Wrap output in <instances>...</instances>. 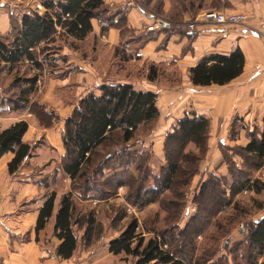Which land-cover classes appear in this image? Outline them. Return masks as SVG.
<instances>
[{"label": "trees", "instance_id": "trees-1", "mask_svg": "<svg viewBox=\"0 0 264 264\" xmlns=\"http://www.w3.org/2000/svg\"><path fill=\"white\" fill-rule=\"evenodd\" d=\"M203 1L199 0V3ZM38 2L44 9L42 15L8 12L9 31L0 33V74L13 73V83L18 89L14 99L0 94V116L21 114L29 111L32 105L42 110L46 107L41 100L48 82L64 80L69 74L78 72L68 65L64 50L75 53L82 62L97 67L99 71L96 64L99 60L105 65L108 63L109 70H125L133 62L138 63L139 51L156 37L150 31L136 34L126 28L123 22L125 9L119 12V16H108L109 8L103 0ZM201 6L199 4L200 9ZM93 21L100 28L99 36L93 35ZM167 22L168 28L161 29L167 36L183 31L189 39L196 37L187 25ZM111 28L119 29L121 36L119 44L109 50L101 46L100 39ZM103 53L108 54V60ZM243 65L244 58L238 49L227 56L209 55L188 70L189 81L195 87L224 86L241 74ZM160 67L143 65L141 71L147 68L145 79L153 83L161 75ZM127 81L128 78L102 82L95 91L80 99L71 96L77 102L64 120L61 131L64 149L61 171L68 180L70 192L62 196L55 214L53 234L60 241L56 256L62 260L70 259L79 244L75 233L78 221L73 195L82 202H103L116 196L118 189L124 188V199L128 205L142 209L158 202L164 216L159 218V214L155 213L152 221L145 219L142 222L132 218L118 237L109 242V253L132 258L133 264H191L188 255H183L185 253L181 251L183 246L179 244L173 249L170 240L175 235L192 245L189 252L195 249L197 232L190 230V224L195 221L196 215H191L183 226L181 220L187 208L185 191L198 175L200 164L208 152L209 121L204 117H185L175 121L171 132H167L164 138L165 162L161 173L155 174L149 169L144 172L141 161L151 152L143 144L148 138L144 134L154 131L160 118L156 106L157 93L137 90ZM74 87L71 83L59 87L55 95L64 99ZM44 112L53 119L58 118L52 108ZM27 129L28 124L21 120L0 132V158L7 153L13 156L7 166L9 174L16 172L31 156L32 147L22 142ZM250 134L248 143L241 147L246 157L254 160L251 167L257 170L264 164V132L258 136ZM138 139L142 141L140 146L135 145ZM221 160L227 167V175L209 172L196 193V199L203 197L211 188H216L215 182L220 181L224 190L220 192L222 204L218 212L232 207L235 195L243 191L258 194L261 188L258 181L251 180L233 167V159ZM106 164L114 166L110 175H104ZM139 171H142L141 176L136 179L135 174ZM97 173L102 176H95ZM167 193L169 195L164 196ZM54 202L55 194L51 193L38 211L36 232L43 230L53 216ZM237 208L238 203L234 206L235 210ZM119 219L121 217L116 220ZM234 219L229 218L228 223L231 224ZM157 220L163 225L160 231L155 229ZM81 221L84 222L81 243L88 246L94 241L95 221L92 214L83 216ZM244 241L253 257L263 254L264 216L256 221Z\"/></svg>", "mask_w": 264, "mask_h": 264}, {"label": "crops", "instance_id": "crops-1", "mask_svg": "<svg viewBox=\"0 0 264 264\" xmlns=\"http://www.w3.org/2000/svg\"><path fill=\"white\" fill-rule=\"evenodd\" d=\"M37 1L15 0L10 1L12 4L10 5L21 4L26 8ZM103 1L109 8L108 16H119V12L125 9L123 21L125 27L132 29L136 34L146 32V28L154 22L149 15L141 13L136 8L138 5L141 6L142 2L148 7L155 6V0H131L135 3L133 7L126 6L130 0ZM156 1H158L156 8L160 13L158 17L183 25L194 19L198 20L205 10L211 9L224 13H243L247 16L248 30L230 27L226 38L221 37L219 27L200 24L193 32L196 34L193 39L185 36L183 31L166 37L161 29L168 28L167 26L150 31L155 33L156 37L139 51L137 64L161 66L164 76H159L155 84L132 83L137 90L157 93L156 106L160 114L157 126L163 118L165 130L172 129L175 121L185 117L208 119V153L200 168L203 174L202 181L211 171L226 176L227 167L221 160L222 155L217 143L225 142L229 123L236 119L239 122L241 118H264V27L261 28V24L264 25V0H209L208 3L206 0L203 3H199L198 0ZM199 4H202L201 9ZM1 17L7 21L3 15ZM92 25L93 35L99 36L100 28L97 23L93 21ZM8 27L6 24V27L0 29V33L6 32ZM256 31L259 34L254 33ZM120 34L119 29H109L105 37L100 39L101 46L109 50L117 46ZM237 49L244 58L243 70L238 77L224 86L195 87L190 83L188 70L202 58L209 55L227 56ZM63 54L68 57V65L78 72L69 74L64 80L49 81L41 100L42 103L55 108L54 114L59 119L56 124L51 121L50 124L42 126L39 116L46 113L41 109H38V113L29 110L21 114L0 116V132L18 121H25L28 129L22 142L32 147L31 156L12 174H9L7 168L12 154L7 153L0 158V264H125L120 261V255L109 253V242L112 239L101 241V248L99 245L94 246L92 242L88 246L78 244L76 251L68 260L56 256V248L60 241L55 238L53 227L62 198L58 193L61 190L58 189L60 187L64 189L69 183L61 167L57 173L45 176L34 173L36 171L34 167L44 164L48 167L46 170H49L55 162L61 165V157L64 154L61 131L64 120L71 114L75 105L66 98H57L55 90L70 83L74 84L79 92L75 95L77 100L89 93L88 89L102 83L100 77L93 76V72L87 69H92L91 66L82 62L75 53L64 50ZM256 66L262 67L263 71L256 72ZM169 70L175 72L173 82ZM41 138L45 146L41 145L42 143L39 145ZM238 143L239 140L233 142ZM247 143L248 140L245 139L241 146L244 147ZM54 187L58 188L53 190ZM65 192L61 194H68ZM51 193L55 194L53 216L43 230L36 232L38 211ZM118 196L119 194L116 197ZM74 200L84 203L79 202L80 200L73 195Z\"/></svg>", "mask_w": 264, "mask_h": 264}, {"label": "rangeland", "instance_id": "rangeland-1", "mask_svg": "<svg viewBox=\"0 0 264 264\" xmlns=\"http://www.w3.org/2000/svg\"><path fill=\"white\" fill-rule=\"evenodd\" d=\"M10 1H15V0H1L0 13L7 19V21L3 19V17H1L0 15V29L6 27V24L9 25V19L6 16L8 15V12H12L14 14L17 13L20 14L21 12L24 13V11L26 10V8L22 7L21 4H16V6H11L12 4L10 3ZM208 1L209 0H206L207 3ZM140 4L143 11L138 7L136 9L139 10L141 13L147 16L148 15L160 16L158 15L159 12L158 9L156 8L157 5L156 0L154 3L155 6L152 7H148L143 2ZM9 28L10 27H8L6 32L9 31ZM165 36L167 37V35ZM103 56H105V58L108 60L109 56L107 53H103ZM96 64H98V68L100 69V71L97 69V67L93 65L91 66L92 69L90 68L87 69L93 72V76L95 75V77L97 78L100 77L101 82L123 81L126 80V78H128V80L134 85H142V83H148V81L145 79L146 75L148 74L147 73L148 69L146 68V70L141 71L142 68L137 63L133 62V64L127 66L125 70H120L118 68H113L109 70L108 63L107 65H105L100 60L96 61ZM149 65L150 64H146V67H148ZM159 70L161 74L160 76H164L163 68L160 67ZM169 73H171L170 76L171 82H173L175 80L173 78L175 72L170 71ZM13 79H14L13 73L9 74L7 72H2L0 74V94L6 95L11 99L16 98L18 93L17 87L14 86ZM157 80H155L153 83L155 84L156 82H158ZM96 86H94L92 89L91 88L88 89L87 92L94 91ZM81 90L82 89H80L79 91L81 92ZM78 93L79 92H77L76 88L74 87L73 89H71L68 96L67 95L65 96V98L68 99V101H71L73 104H76L77 101H73L71 99V96H73L76 99L75 95ZM71 102L68 103L70 104ZM50 106L51 105L46 104V107L43 109V111L46 110L48 111L49 108H53L52 106L51 107ZM38 109L39 108L34 105H32V107L30 108L32 112H36V113H38ZM53 111L54 112L56 111L55 108H53ZM39 118L42 126L50 124L51 121L56 124V122L59 120L58 118L53 119L49 114L40 115ZM237 120L238 119H236L235 121L233 120L234 122L231 121L229 123L226 132L227 138L225 139L224 143L221 142H220L221 144L217 143V147L220 149L222 155L221 158L224 161L226 159L230 160V158L233 159L235 161V165L233 167L236 170H241L243 175L248 176L251 178V180L258 181L260 183L261 185L260 192L258 194L252 192H247L246 194H243L244 192L243 191L238 195H235L233 198L232 207L229 206L221 212L217 211V209L222 204L221 203L222 200H220L219 198L220 192L224 190L220 181L215 182V184L217 185L216 188H211V190H209L205 196L198 197L196 199V193H198L199 190L198 188L200 187L199 185L202 182V175H203L200 172V168L202 167L203 162L207 157L206 154L204 160L200 164L198 175L194 177L193 179L194 182L192 181L191 186L185 191L188 197L186 200L187 208L183 216L184 218L181 220V226H183L184 223H186L189 220V217L191 215H193L194 213L196 215L195 221L190 224V228H191L190 230L197 232V236H195V243H194L195 249L189 252V250L192 249V245H189V243H186L184 239L181 240L175 235H173L174 239L171 238L170 240V244L173 249L177 248L179 244L183 246V249L181 251H183L185 254L183 253L182 254L188 255L189 257L188 261L191 264L192 263L193 264L195 263L264 264V252L260 256L253 257V253L251 252V249L244 241L246 234L249 233L254 228V225L256 223L255 221H257L259 218L264 216V178H263L264 168L260 167L259 169L254 170L251 167V165L255 163L254 160L250 158L248 159L246 155L242 152V147H241L245 139L248 140V135L250 132H251L250 135L252 136H258L262 132H264V118L263 119H261L260 117H251L247 119L241 118L239 122ZM39 126L41 125L39 124ZM165 129L166 128L163 124V118H162L160 124L156 126L154 131L144 134L148 136V138L145 140L143 144L149 147V150L151 151L149 152L150 155H148V157L145 158L143 162L141 161V166L144 172L145 170L149 169V171H152L155 174H158L159 172L161 173V167L165 162L163 142L166 133L171 132V128H167V130ZM237 140H239V143L233 144V142H236ZM138 141L140 143H137L135 145L140 146L142 141L141 139H138ZM40 144L44 145L43 138L40 139L39 145ZM194 151L195 153H197V150ZM143 164L146 166L147 169L144 167ZM60 167L61 165L59 164V162H55L53 163L52 166H50L49 170H46L48 167L42 164L41 166L34 167V170H36L34 171V173L37 174L41 173V175L45 176V175L57 173L58 172L57 170ZM113 168L114 166H112L111 164H106V166L104 167L105 169L104 175H110L111 173H113L114 171ZM141 172L142 171H139L135 174L136 179L140 178ZM212 172L215 173L216 171H212ZM99 174L97 173L95 174V176L96 175L99 177L102 176L101 173ZM206 178L207 176L204 178V181L206 180ZM57 188L54 187L53 190ZM58 190H61L58 191L59 196L61 197L64 196L63 194H61V192L62 193L63 191L64 192L66 191L65 193L70 192L69 185L67 186L65 185L64 189L60 187V189ZM118 193L119 196L116 197ZM125 193L126 190L124 188H122V190L118 189L116 196L103 202L85 201L84 203H78L74 200L75 218L78 221L77 222L78 228L77 230H75V233L77 235V239L79 240L80 245L82 244L81 236L83 234V229H84V225H83L84 222L81 221L83 216L89 214L93 215L95 222H94V233L92 234L94 241H92V243L94 244V246L99 245L100 248H101V241L103 240L106 241L108 239H114L118 237L120 232H122L126 224L132 218H136L140 222H142L145 219H148V221H152L155 213L159 214V218H162L164 216L163 212L160 210L158 206V202L151 203L142 209L131 207L126 203L124 199ZM166 195L169 194L168 193L164 194V196ZM161 199L162 198H160L159 200L161 201ZM193 200L195 201V203H193ZM219 200L220 202L217 203V201ZM237 203L239 208L235 210L234 206ZM127 208H130L132 212H127ZM235 216H237L236 217L237 219H234ZM117 217H121V219L116 220ZM229 218L234 219L231 224L228 223ZM156 222L158 224L155 226V229H157L158 231L162 230L163 225L161 224V221L157 220ZM233 223L234 225H232ZM240 226H242V228H240ZM144 236H147V234H144ZM147 237H150L149 234ZM120 259H121L120 261H123L125 264H133L134 262L132 258H125L124 255H122ZM252 260L254 261V263L252 262Z\"/></svg>", "mask_w": 264, "mask_h": 264}, {"label": "built area", "instance_id": "built-area-1", "mask_svg": "<svg viewBox=\"0 0 264 264\" xmlns=\"http://www.w3.org/2000/svg\"><path fill=\"white\" fill-rule=\"evenodd\" d=\"M134 5L135 3L133 1L131 0L127 1V4H126L127 7L129 6L133 7ZM0 6H1V0H0ZM137 7H139L143 11L141 6L138 5ZM43 13H44L43 6L38 1L33 3L30 7H26V10L24 11V14L27 16H31L32 14L42 15ZM150 18H152L154 22L146 28L147 31H154L155 29H158L165 25L168 26L167 24L168 22L158 16L150 15ZM247 20H248L247 16L243 13H224V12L217 11V10H209V11L203 12L200 15L198 20L194 19L193 21L188 22L186 25H187V29L192 33L195 32V29L198 24L205 25V26L207 25L216 26L221 29V37L226 38L227 30L230 27L235 26V27H241V28H244L245 30H248V27L246 25ZM160 23L162 24L160 25ZM263 27L264 25L261 24V28ZM254 33L259 34L258 31ZM255 71L261 72L263 71V68L260 66H256ZM137 143H140V142L136 140L135 144ZM262 168H264V164L262 165ZM263 178H264V175H263ZM120 190H122V188H120ZM246 193L247 191L243 192V194H246ZM127 212H132V211L130 210V208H127ZM240 228H242V226H240Z\"/></svg>", "mask_w": 264, "mask_h": 264}, {"label": "water", "instance_id": "water-1", "mask_svg": "<svg viewBox=\"0 0 264 264\" xmlns=\"http://www.w3.org/2000/svg\"><path fill=\"white\" fill-rule=\"evenodd\" d=\"M162 23H160V25H161ZM165 26H167V25H165Z\"/></svg>", "mask_w": 264, "mask_h": 264}]
</instances>
